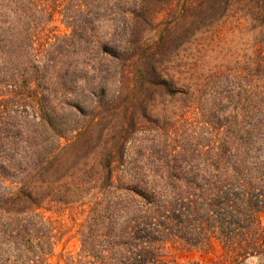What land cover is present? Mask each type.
Returning a JSON list of instances; mask_svg holds the SVG:
<instances>
[{
    "label": "trees",
    "instance_id": "1",
    "mask_svg": "<svg viewBox=\"0 0 264 264\" xmlns=\"http://www.w3.org/2000/svg\"><path fill=\"white\" fill-rule=\"evenodd\" d=\"M12 1L0 9L15 17L5 27L0 14V264H164L165 244L211 239L222 254L209 264H264V90L256 109L216 128L206 148L157 151L139 155V168L127 165V104L144 101L132 91L148 101L156 92L174 96L164 68L197 34L230 17L257 25L264 82V0H55L54 13L66 2L74 10L58 56L55 43H38L22 22L35 0ZM89 66L104 75L95 86H114L117 95L97 98L95 120L65 125L68 135L58 133L52 148L24 135L29 127L9 106L37 109L41 132L56 131L40 87L52 72ZM23 143L32 152L13 154ZM54 205L84 216L77 253H56L65 226L42 213Z\"/></svg>",
    "mask_w": 264,
    "mask_h": 264
},
{
    "label": "rangeland",
    "instance_id": "2",
    "mask_svg": "<svg viewBox=\"0 0 264 264\" xmlns=\"http://www.w3.org/2000/svg\"><path fill=\"white\" fill-rule=\"evenodd\" d=\"M11 2L13 1L0 0V9L12 5ZM54 3L57 2L35 0L34 6L27 4L21 20L30 24L38 43H55L54 56H58L57 53H65L68 48L61 41L68 33L65 24L70 23V16L74 10L71 3L66 2L60 5L62 15L54 13ZM3 11H0L1 19L5 21V27H8L15 21V17L9 14V11ZM100 24L105 27L103 21ZM261 35V28L257 25L247 20L236 21L230 17L215 27L197 34L177 52L170 64L165 66L164 71L176 85L174 96H162L159 94L161 92H156L159 96L148 101L150 96L145 94L146 92L134 89L131 99L134 100L138 96L140 99L144 98V101L133 102V105L127 104L128 111L133 115L128 151L134 160L128 161V167L143 166V160H139V155L162 150L178 151L181 148L189 150L206 148L207 141L216 133V128L222 125L225 131L227 123L239 121L249 109H256L261 103L264 90V82L260 80L263 39ZM93 38L92 36L88 39L87 47ZM36 48L41 49V46ZM90 65L97 66L94 62ZM95 76L104 78L98 69L94 71L89 66L80 73L73 74L69 71L64 75V72L55 71L46 77L40 90L45 95H50L51 108L55 112L54 115H50L49 121L56 126L54 132L44 133L36 126L39 120L33 116L37 109L9 106L8 113L15 116L17 123L29 127L24 135L34 138L38 145L48 143L52 148V140L58 133L68 135L66 131L60 130L65 125L95 120L99 110L97 108L99 96L103 94L107 98L117 96L114 86H111V89L106 86L104 91L95 86ZM62 143L64 144V140ZM20 146L21 149L13 154L29 155L32 152L25 143ZM50 209L51 211L43 210V215L51 220H58L65 226L56 253L62 250L77 253L79 241L76 231L84 216L76 214L73 217L70 211L56 205ZM258 219L260 225L264 227V211L259 214ZM221 254V243L211 239L199 246H188L182 242L167 243L161 248L160 258L164 264H209ZM56 260L54 258L52 262Z\"/></svg>",
    "mask_w": 264,
    "mask_h": 264
}]
</instances>
